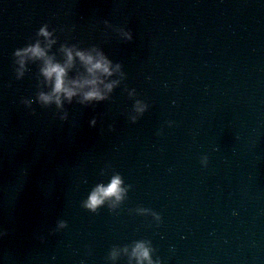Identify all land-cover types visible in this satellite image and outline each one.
I'll use <instances>...</instances> for the list:
<instances>
[{
	"label": "water",
	"instance_id": "95a60500",
	"mask_svg": "<svg viewBox=\"0 0 264 264\" xmlns=\"http://www.w3.org/2000/svg\"><path fill=\"white\" fill-rule=\"evenodd\" d=\"M115 173L130 185L123 202L93 212L84 207L89 193L20 264H128L109 252L137 239H150L164 264H264V0L211 2L96 185Z\"/></svg>",
	"mask_w": 264,
	"mask_h": 264
},
{
	"label": "clouds",
	"instance_id": "9594fccd",
	"mask_svg": "<svg viewBox=\"0 0 264 264\" xmlns=\"http://www.w3.org/2000/svg\"><path fill=\"white\" fill-rule=\"evenodd\" d=\"M37 36L34 42L17 48L14 56L18 65V78L24 76L29 61H42L40 73L50 86L49 90H41L37 94L42 105L54 103L58 108H63L65 101L70 103L76 97L82 104L107 100L127 75L122 63L114 61L97 46L81 48L76 44L64 43L60 46L62 59H58L55 53L50 52L57 43V36L47 23L39 27ZM123 36L129 41L134 39L131 30H124ZM128 95L134 98L129 118L136 122L149 110L150 105L137 95L135 88L129 89ZM25 103L31 104L32 100H26ZM92 123L95 124L96 121L93 120ZM168 123L171 125L174 122ZM201 163L207 164L206 156ZM129 187L124 177L115 173L107 184L96 185L84 201V207L93 212L105 203L109 207H115L126 199ZM134 211L141 215H150L157 224L162 221V214L155 209L137 206ZM63 225L62 221L61 226ZM122 254L127 256L128 264H164L163 259L156 255L150 239H137L123 246L116 245L110 250L109 257L115 262Z\"/></svg>",
	"mask_w": 264,
	"mask_h": 264
}]
</instances>
